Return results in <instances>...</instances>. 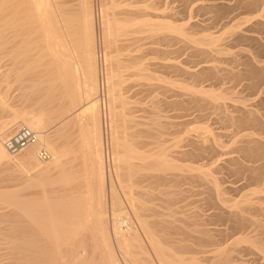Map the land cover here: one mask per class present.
<instances>
[{
    "label": "bare ground",
    "instance_id": "6f19581e",
    "mask_svg": "<svg viewBox=\"0 0 264 264\" xmlns=\"http://www.w3.org/2000/svg\"><path fill=\"white\" fill-rule=\"evenodd\" d=\"M175 1L179 0H101V7L95 10L94 0H0V76H5L3 80L16 76L29 107L22 105V109L13 110L11 117L0 123V166L10 171L8 179L17 175L27 186L69 185L73 183V162L79 153L84 162L79 177L76 174L78 179L74 178L89 184L86 195L80 197L68 189L58 190L60 195L56 197L45 195L44 187L39 197L25 196V191L19 189H0V264H156L152 254L158 264H246L252 258L264 264V184L244 190L239 199L228 198L230 192L241 190L238 181L225 185L217 177L222 170H239L240 174L248 173L250 180L263 181L264 120L259 116L263 114L258 107L245 105L248 100L239 98L233 90L201 86L204 76L222 78L223 70L213 61L225 48L216 44L218 37L214 35L197 37L195 27L199 30V21L196 24L189 20L191 17L180 18V12L174 11ZM258 2L259 6L263 0ZM206 4L222 8L233 5L231 0H208L199 7H207ZM252 4L256 7L255 2ZM261 15L263 22L257 21L264 25V14ZM252 28L246 32H253ZM233 33L237 37L244 35L242 30ZM256 36L252 33V40L258 43ZM100 39L107 48L101 61L106 66L105 76H100ZM176 43L181 44L172 48ZM188 47L194 50L192 55H188ZM255 56L241 63L245 72L234 67L227 74L242 78L247 73L258 74L263 78L256 81L262 96L264 58ZM170 73L196 83H183L168 95L170 86L175 85L166 77ZM105 87L107 103L102 97ZM160 93L165 97H159ZM235 99L241 104L228 103ZM171 106L182 112L167 114ZM204 107L222 111L225 121L233 123L231 126L238 131L217 132L211 125L196 134L188 130L178 140L183 142L182 150L176 152L179 157L200 159L211 151L214 157H227L214 158L217 166L211 162L209 167L206 163L186 167L175 162L163 136L171 126L187 125L191 110ZM0 109L12 111L6 98L0 99ZM206 110L203 111L207 113ZM245 124L248 129L251 124L258 129L248 132ZM20 127L34 131L37 142L22 154L11 155L4 141ZM68 130L71 134L78 132V150L73 141L69 147L62 142ZM227 136L235 138L238 146L234 152L238 156L220 149L226 147L222 138ZM111 147L114 152L110 153ZM42 149L51 155L46 162L39 160ZM220 159H225V163H218ZM210 165L216 168L207 170ZM33 170L35 174L30 175ZM184 170H197L199 179L211 185L207 187L206 211H202L207 214L191 215V225L188 217L187 222L176 218L180 211L175 207L173 210L171 199L177 194L165 182L177 186L185 177H180L179 172ZM112 172L125 192V201L117 192ZM55 174L57 177L53 178ZM138 174L142 194L135 191L139 188ZM162 183V201L168 200L162 206H171L160 205L169 212L164 210L165 214L157 212L152 201L153 188ZM217 215H223L222 220L226 218L229 224L216 227ZM190 226L191 231L187 230ZM253 250L261 255L257 257ZM252 253L255 257L251 258Z\"/></svg>",
    "mask_w": 264,
    "mask_h": 264
},
{
    "label": "rangeland",
    "instance_id": "374dc122",
    "mask_svg": "<svg viewBox=\"0 0 264 264\" xmlns=\"http://www.w3.org/2000/svg\"><path fill=\"white\" fill-rule=\"evenodd\" d=\"M186 1L187 0H179V1H175V3H174V11H179L180 12L179 17L180 18H185L186 17L187 19H189L191 17V19H189V20H192V22L196 23V24L199 21L198 23H199V25H201V26L197 25V26H199V30H198L197 27H195V30L198 31L197 37H203L205 35L206 36L214 35V36L218 37V42L216 44L219 45V47H221V48H225V49H223V51L227 52V50H228V53H226V54H224L225 52H222L223 53L222 55L220 53V54H216V56L214 55L215 57L213 56L214 58H216L215 61H213V63L215 62V65L218 66L217 68H220V70H223L221 72L219 71L220 73H223L222 74V78L218 79V78H216V77H214L212 75H210V77L212 76L210 78L209 75H207L208 78L205 79L206 76H204L205 81L203 79V81L201 82V86L203 84V86H205V88L214 89V90H217V91L225 90V91L231 92L233 90L236 96H238L239 98L241 97V99H245L246 101L248 100L247 101L248 104L246 103L245 105H247V106L251 105V107H253V106L258 107L259 109L258 108L257 109L259 110V112L261 111L260 113L264 115V107H263L264 105L261 104V103H264V101L262 100V99H264V95H262L263 98H262L261 95H259L261 89L257 85L260 82V80L263 79V78H261V76H259L260 78L257 77L258 74L257 75H250L249 73H247V75L243 76V78H242V76H239V77L236 76V77H238V79L240 78L238 80L233 75L230 76V75L227 74L228 70L230 71V69L234 68V67H235V70L240 69L238 71L242 72L243 71L242 68H245V67H244V65L242 67L241 63L243 61H245L247 58H250V56L254 57L255 54H253V53H256L257 57L262 55L261 57H258V58H264L263 57L264 56V51H263L264 47H262V46H264V43H263L264 42V27H263L264 25L260 24L261 21L263 22V17H262L261 14L262 13L264 14V0L259 6L256 5V3H259L258 0H256V1L255 0L254 1L253 0H251V1L250 0H231V3H233V5H231V8H230V6L228 8L226 6H223V8H222V6L213 7V6H207V4H206L207 7L200 8L199 7L200 4H203V2L205 3L208 0H188L187 2ZM239 1H240V4H239ZM252 1L255 2V5H256V7H254V8H253L254 4H252L253 3ZM94 3H95V10H99V8L102 5L101 0H94ZM185 3H187V4H185ZM247 3H250V4H248V6H247ZM234 4H236V5L234 6ZM251 5H253V6H251ZM224 8H225V10H224ZM256 8H257V10H256ZM219 11H221L220 12L221 16L219 15L220 14ZM259 19H262V20H259ZM257 20L260 21V22H258ZM256 23L257 24L259 23V25L255 26ZM205 24H206V26H208V28H206V29H204V27H206ZM261 25H263V26H261ZM202 26H204V27L202 28ZM250 26H252L253 28L250 27ZM200 27L202 29H204V30H202ZM233 27L235 28V30H234ZM248 28H252L253 32L247 33L246 30ZM241 30H242V32L244 34L242 36L237 37L238 35L235 36L237 33H233V32H237V31H241ZM252 33H253V35H255V36L257 35L258 36V38H259L258 40L261 42L260 45L258 44L259 41H258V43H255V42H257V40H254V41L252 40V38H253L252 37ZM248 36H251V38L248 37ZM239 38H240V40H239ZM100 42H98L99 46L97 48L98 61H99V66L101 68L100 76L102 74H103V76H105V74L107 72L106 66L104 65V61L102 62L103 64L101 63V61L103 60L102 58H103V55L106 52L107 48H106V46H104L105 44L102 43L101 39H100ZM262 43H263V45H262ZM180 44L181 43H178V44L176 43L172 48H178L180 46ZM191 47L190 48L188 47V50H187V53H189L188 55H190V54L192 55L194 50H195L194 46L192 47L194 50H192ZM261 48H263V49H261ZM217 56H218V58H217ZM196 59H198V58H196ZM191 60H193V58ZM100 64H102V65H100ZM232 70L233 69H231V71ZM243 72H245V70ZM223 75H225V76H223ZM250 76H252L251 77L252 80H249V79H251ZM254 76L256 77V79H255ZM3 77H5V76H0V80H1L0 81V99L1 98H6L8 100V102L11 104V110L12 111H10V110L8 111L7 110L8 112L7 111L2 112V110L0 109V123H2L4 120L8 119L9 116H10L9 114L11 113V115H12L13 110H16V109L19 110L20 108L22 109L23 106H24V108L26 106L25 105V101H24L25 98L22 95L23 91L20 90V87L16 83V80H15L16 76H10V78H9V80L11 79L10 81L8 79L7 80L6 79L3 80ZM166 77H167L168 80L174 81V83H175V85H171L170 86V91L168 92V95L171 93L172 89L179 90L180 89L179 85H181L183 83L188 84L190 86H193L196 83L195 81H193V79H188V78H185L184 76H177L174 73H172V74L170 73ZM245 77H247L246 80H245ZM241 78H242V80H241ZM253 80L255 81V83H254ZM248 81H250V82L252 81L251 84H250V82L248 83ZM256 81H259V82L257 83ZM253 83H254V85L251 86ZM249 84H250V87H249ZM254 87L255 88L257 87L256 88L257 90L254 89ZM105 88L103 89V96L102 97L104 98V100L107 103L108 102V97H107L108 93H107V88H106V90H105ZM157 92H160V89L157 90ZM257 94L259 95V98L257 97ZM158 95H159V97H162V98L165 97L161 93L158 94ZM241 99H239V100L241 101ZM259 99H260V102H259ZM245 100H242V101L244 102ZM258 102L261 104L262 109L260 108L261 106H259L260 104ZM228 103H230V105L233 104V103H235V104L239 103L238 105L241 104L240 102H236V99H235V101L228 100ZM254 103H255V105H254ZM256 103H258L259 105L257 104L258 106H256ZM30 104H31V102H29V105ZM107 105H109V104H107ZM26 108H29V107L26 106ZM205 108L206 107H204L203 110L207 109V108L206 109ZM201 110H202L201 108H199L197 110H195V109L191 110L190 111L191 116L188 117L189 123L187 125L182 126V127L179 126L180 128L179 127H175V126H171V127H169L166 130V133L163 136V140H167V143L165 145L168 147V151L171 154V156L173 155V158L175 159V162H177V163H179L181 165L183 164L186 167H191V165L192 166H198V165H202L204 163H206L207 167H209V164H211V162H213V160L216 161L214 158H218L219 159V158L223 157V156L222 157H214L212 155V153H213L212 151H211V153H209V155H207L208 154V152H207V154H205L206 156L204 155V157L200 158L201 160L197 159L194 156L192 157L190 155H189L190 157L189 156L179 157V155H177L176 152L178 150H182L180 148V146L183 145V142H178V140H179L180 137L184 136L188 130H191L190 131L191 133L196 134L197 132L206 131L205 127L207 125H211V127H213L215 129V131L217 130V132H219V130L221 132H225V131L229 132V131H231V133H234V131H238V130H235V129H237L236 126H234V127L231 126V125H234L233 123L230 124L229 121H228L229 123H227V120L225 121L224 114H223L222 111H220V110H216V111L211 110V111H209V108H208L206 110V112L208 113L207 114V113H205V111H203V110L201 111ZM181 112L182 111L176 106H171V107H169V109H167V114H170V115H176L177 113H181ZM204 113H205V115L203 116ZM235 114L237 115L238 113H235ZM263 115L259 114V116L263 118L262 120H264V116ZM108 122H109V119H108ZM247 125H249V124H247ZM244 126L246 127V124ZM253 126L254 125L251 124L249 126L250 127L249 129L247 128L248 127L247 126L246 130L248 129L247 130L248 132L249 131L252 132V131H255V130L258 129L255 126L252 129L251 127H253ZM246 130H244V133H246ZM259 131H261V129ZM68 132H69V130H68ZM77 133L78 132L74 131L73 134H71L70 132L65 134L64 135V139H61L62 142L64 143V145L69 147L70 146L69 142L73 141L72 144L74 146V149L78 150L79 147L77 149L76 145H78L81 140H80V138H78V134ZM110 134L111 133H109L107 135L108 136L107 138H110L109 140L111 142V138H112L111 136L112 135H110ZM69 135H70V137H69ZM1 137H6V135L1 136ZM228 138H230L231 140L228 139ZM77 139H79L80 141L77 140ZM222 139L226 142V144L224 143L226 147H223V148H220V149L223 152H225V151L226 152H232V154H230V156H232V155L238 156V153L234 152V150H236V148H237L236 146H238L237 143H234L235 138L233 139L232 137H228L227 136V137H223ZM76 141H78V143ZM109 152L110 153L114 152L112 147L109 150ZM211 156H212L213 159L210 158ZM225 157H227V155H225L223 158H225ZM210 159H211V161H210ZM136 161L138 162V160H136ZM224 161H225V159L224 160L222 159V161L220 159V161H218V163L219 162L225 163ZM263 161L260 160L259 162L261 163ZM83 162L84 161L81 158V154L79 156V153H77V155H75V160L73 162V165L75 167L72 165L74 171H72L73 169L71 170L72 172H74L73 175H75V176H72L73 183L69 184V185H63V184H59V183L58 184L53 183V184L45 185V186H43L45 188V191H44L45 193L44 194L46 195L48 193L49 194V195L47 194L48 196H51V197L55 196L56 197L57 195L58 196L60 195L58 190L60 191V190H63V189H68V191H74V193L76 194L77 197H80L82 195H86V193H84V192H86L87 191L86 189L89 188V186H88L89 184L88 185L84 184V182H82L80 179L77 180L78 177H79L78 173L82 170ZM215 164L217 166V163H215ZM215 164L213 162V165H215ZM212 166L210 165V168L207 169V167H205L203 169L214 170L216 168V166L215 167L213 166L214 169L211 168ZM1 167L2 166H0V181H1L0 182V187H1L0 189L1 190H3V188H4V190L7 189V191L9 190V188L13 189L12 191L17 190V189L23 190V192L25 191L23 194L26 193L25 196L28 195V197H31V196L32 197H39L40 196L39 194L44 190V189H42L43 187H41V185L34 186V187H33V185L32 186L31 185L27 186V184L25 185L24 182H23V179L21 181V179H19L20 177L19 176L17 177V175L16 176H12L13 178L11 176H9V179H8V172H10V171L8 169H6L5 166H4V168L3 167L1 168ZM237 167L238 166H236V168ZM234 168H235V166H234ZM76 169H77V171H76ZM229 171L230 170H222L219 174H217V177H219L222 181H225V185L231 184V182L238 181L237 185H238V187L240 186L239 188H241V190L240 189L239 190L241 192L240 191H238V192L232 191L229 194H227L228 198H230V197L231 198L232 197L235 198V196H236V198L239 199L240 195L244 192V190L245 191H250V190H252V189H254V188L258 187V186H262L264 184V179H263L262 182L261 181L259 182V181H255V180H250L249 179L250 176H249L248 173L241 172V174H240V173H238L239 170L238 171L236 170L235 173H234V170L232 172L231 171L229 172ZM34 172H35V170L31 171L29 174L31 175V173H34ZM197 173H198L197 170H194V171H192V170L191 171L190 170H188V171L184 170L183 172L182 171L179 172V176L180 177H183V176H185V177L182 178L183 180L178 181L179 182L178 185L176 183L177 186H175V184L173 182L171 183L170 181L169 182L171 184L169 183L170 184V186H169L168 182L165 181L166 184H167V187L168 188L171 187V189L173 191H175V194H177V195H175L176 197H173L174 200L171 199V203L173 204V206H172L173 210L176 211V209H174V207H175V208H177L180 211L178 213V210H177V213H178L177 215H179V216L176 215L177 216L176 218H180V219L182 218L181 220H183V218H184V222L185 221L187 222V220H186L187 217H188L187 218L188 221L190 222V220L192 219L191 215L193 216V214H195L196 212L197 213L200 212L199 214H201V213L203 214L204 213L203 217L207 214V213L205 214V212H202V211H206L205 208L207 207L206 206L207 202H205V200L208 199V195L207 194H208L209 188H207V187H208L209 182L207 180H204V179L203 180L199 179V177L197 176ZM76 174L78 175V177L76 176ZM28 176H27V178H30V176L29 177ZM140 176L138 174L137 175L138 180L136 179L137 185H139V188H137L138 187L137 186L135 191L137 190L136 192L138 194L141 193L139 190L142 189V188L140 189L141 184H142V182L139 179ZM179 176L177 178L181 179ZM56 177H57V174H55L53 176V178H56ZM74 177H77V179L74 178ZM112 178H113V181H114V185H115V187L117 189V192L121 196L122 200L125 201V196H126L125 192H124V190H123V188H122V186L120 184V181L115 177V174L113 172H112ZM22 182H23V184H22ZM163 184L164 183L158 184L160 187L156 185V187L153 188V192L155 193V195H154L152 201H153V204L156 207V209H158L157 212L159 211L160 214L164 210H165V212H167L166 209H163V208L165 206L164 204L167 203L168 200L166 199L165 203H164L162 201L163 196L160 195V192L164 189L163 188L164 186L162 187ZM209 186H211V185L209 184ZM68 187H71V190ZM166 189L167 188H165V190ZM169 189H167V190H169ZM51 191H52V193H51ZM37 195H39V196H37ZM172 195H173V193H172ZM262 196H264V194H262ZM164 198H168V197H164ZM81 203L83 204V202H81ZM162 203H164L163 206H162ZM171 203H170V205H172ZM231 204H232V202L230 203V205ZM160 205L163 208H160L161 207ZM165 208H171V206L167 207V205H166ZM168 211H170V209H168ZM130 213H131V211H130ZM167 213H169V212H167ZM163 214H165V213L163 212ZM194 216H196V214ZM217 216H219V215H217ZM221 216L222 217H220V216L217 217V219H215L216 217L214 218L216 220V223L219 224V226H216V227H220L221 225H222L221 227H224V226L229 224V223H227L226 218L223 221L222 218L224 219V217H223V215H221ZM193 218H194V221H196L195 220L196 217H193ZM118 219H121V217H119ZM108 220H109L110 229L112 231L113 216L111 215V211L108 213ZM184 222L182 221V223L184 225H186ZM213 222H215V221L213 220ZM178 223L181 224V222H178ZM224 223H226V224L223 225ZM183 224H181V225H183ZM189 224L191 225V222ZM184 225H183V227H184ZM194 225H195V223H193V227H194ZM187 226H189L188 223H187ZM187 226H185V228ZM193 227L190 226V229L187 228V230L191 231V229H193ZM140 233H141V238H143V240L145 241V242L144 241L143 242L145 244H147L146 243L147 239L144 236V233L141 232V231H140ZM187 238H190V236H188ZM190 240H192V238H190L188 240V243L190 242L192 244V242ZM243 244H241V245H243ZM245 246H247V244ZM251 252H255V251L253 250ZM258 253L259 254H257L255 252L256 256L257 255H261L260 252H258ZM150 254H152V252H150ZM255 254H253V255L249 254V255H251V258H252V257H255L254 256ZM249 255H247L248 259H249ZM151 257H153L152 259L154 260V262L156 264H158L157 261L155 260L156 258H154V256H153V254L151 255ZM245 258H246V256H245ZM246 264H259V263L256 260L254 262V260L252 258L251 261L247 262Z\"/></svg>",
    "mask_w": 264,
    "mask_h": 264
},
{
    "label": "built area",
    "instance_id": "2783aa9c",
    "mask_svg": "<svg viewBox=\"0 0 264 264\" xmlns=\"http://www.w3.org/2000/svg\"><path fill=\"white\" fill-rule=\"evenodd\" d=\"M36 142L37 134L34 131L27 127H20L13 135L5 139L4 146L11 155H19ZM50 156L45 149L39 152V160L42 162L48 161Z\"/></svg>",
    "mask_w": 264,
    "mask_h": 264
}]
</instances>
